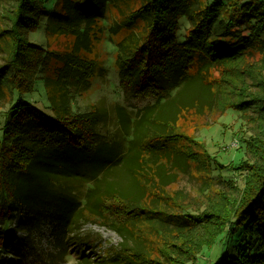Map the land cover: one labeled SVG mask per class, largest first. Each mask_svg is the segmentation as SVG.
<instances>
[{"label":"trees","instance_id":"trees-1","mask_svg":"<svg viewBox=\"0 0 264 264\" xmlns=\"http://www.w3.org/2000/svg\"><path fill=\"white\" fill-rule=\"evenodd\" d=\"M16 1L11 47L0 65V91L8 102L0 114V214L8 218L15 201L50 204L70 232L86 221L108 226L122 240L106 264H191L220 235L213 264H264V165L254 182L246 180L232 211L218 205L196 215L171 213L164 189L189 168L182 149L189 137L176 129L219 99L205 72L222 59L264 47V0ZM109 4L122 7L120 23L109 27V36L124 34L115 43L120 87L154 100L133 112L118 103L76 110L73 97L88 89L94 72L86 54L103 35ZM41 19L47 37H70L69 46L28 41ZM181 19L188 23L182 33ZM37 82L47 111L25 97ZM245 103L239 96L233 107L243 112ZM74 156L80 158L68 168ZM111 163L118 165L115 171ZM70 168L87 171L72 176ZM154 196L161 206L159 200L150 204ZM141 221L157 238L159 255L150 256ZM212 225L217 229L185 237ZM128 237L143 248L127 246ZM93 263L81 254L75 264Z\"/></svg>","mask_w":264,"mask_h":264},{"label":"rangeland","instance_id":"rangeland-1","mask_svg":"<svg viewBox=\"0 0 264 264\" xmlns=\"http://www.w3.org/2000/svg\"><path fill=\"white\" fill-rule=\"evenodd\" d=\"M17 7L16 0H0V30H4L0 36V65L6 61L11 47V32L8 31ZM120 10L109 4L104 11L103 35L86 54L94 59V72L90 76L88 89L74 95L73 109L88 110L93 105L109 109L118 103L133 112L154 100L152 96H135L120 87L115 66V43L124 34L119 31L109 36V27L115 28L120 23ZM43 23L41 19L37 28L27 33L28 41L47 48L69 46L70 37H47ZM187 26V21L181 19L180 33ZM204 76L219 99L202 114L189 116L176 129L189 137L182 140V149L189 153L190 163L189 168L177 172L176 179L164 186L165 196L168 197L167 210L175 214L207 213L218 205L232 211L241 199L246 180L252 177L254 182L264 165V47L222 59L209 67ZM43 93L42 85L37 82L25 97L47 111V100ZM239 96L248 101L243 106V112L233 107ZM7 107V99L0 91V114ZM110 119L105 127H110ZM78 158L74 156L69 159L68 168L76 160L74 167ZM92 164L96 171V162ZM117 167L111 163L109 169L115 171ZM78 170L87 171L83 168L68 169L72 176L77 175ZM158 200L161 206L162 201L158 196H154L150 204L154 206ZM12 205L13 211L8 218L6 212L0 214V264H75L81 254L93 259V264H106L110 261L108 256L113 254L122 240L114 230L96 221L79 223L80 227L70 232L67 224L63 225L58 220L57 212L50 204L26 206L15 201ZM185 217L189 218L187 215ZM139 225L150 247V256L159 255L157 238L143 221ZM196 229L185 237H200L208 230H216L217 225L208 226V229L197 226ZM220 237L214 244L202 246L191 264H213L221 252ZM126 242L129 247L143 248V243L134 238L128 237ZM7 250L10 252L6 253Z\"/></svg>","mask_w":264,"mask_h":264}]
</instances>
